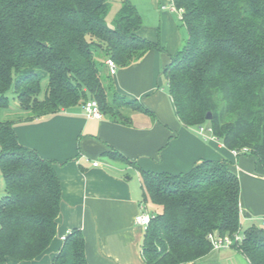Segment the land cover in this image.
Returning a JSON list of instances; mask_svg holds the SVG:
<instances>
[{
    "label": "trees",
    "instance_id": "trees-1",
    "mask_svg": "<svg viewBox=\"0 0 264 264\" xmlns=\"http://www.w3.org/2000/svg\"><path fill=\"white\" fill-rule=\"evenodd\" d=\"M173 2L188 35L162 71L177 116L195 129L209 122L227 148H247L242 154L264 168V0ZM111 7L110 0H0V108L10 106L12 91L30 112L17 121L89 99L119 123L129 121L125 107L148 111L117 91L106 60L124 68L151 49L166 50L137 34L142 18L130 0L112 26ZM15 122L0 121V264L42 255L57 235L62 202L56 162L22 145ZM142 187L145 199L162 207L145 231L147 264H196L213 251L210 234L237 232L243 238L233 248L250 264H264V227L242 225L241 181L230 161L203 160L180 174L142 171ZM52 264H88L80 229L67 234Z\"/></svg>",
    "mask_w": 264,
    "mask_h": 264
},
{
    "label": "crops",
    "instance_id": "crops-1",
    "mask_svg": "<svg viewBox=\"0 0 264 264\" xmlns=\"http://www.w3.org/2000/svg\"><path fill=\"white\" fill-rule=\"evenodd\" d=\"M154 1L152 24L146 26L142 19L137 34L166 51L151 49L112 75L117 91L148 111L125 107L129 121L119 123L109 115L88 118L80 105L14 123L22 145L56 162L62 185L57 235L42 255L24 264H52L63 247L62 236L73 229L85 236L88 264H147L142 254L145 230L135 217L143 210L156 215L161 206L145 199L142 171L187 173L203 160L231 162L241 181L242 225L264 224V168L249 154L235 156L214 134H199L176 114L161 74L188 35L168 8L173 0ZM229 249H213L196 264H234Z\"/></svg>",
    "mask_w": 264,
    "mask_h": 264
},
{
    "label": "rangeland",
    "instance_id": "rangeland-1",
    "mask_svg": "<svg viewBox=\"0 0 264 264\" xmlns=\"http://www.w3.org/2000/svg\"><path fill=\"white\" fill-rule=\"evenodd\" d=\"M110 1H111L112 7H111L110 12L108 14L107 22L110 26H112L113 20L116 16L117 11L120 8L122 2H123V0H110ZM130 1L132 4H134L137 7V9H138V11H139V13L143 19V22H144L143 24L146 26L151 25L152 24L151 22H153V21H151V19L152 20L154 19V17L151 14L156 9V6H154L155 1L154 0H130ZM174 15L177 18L179 28L186 31L185 27L183 26L182 21L179 18V14L177 12H174ZM161 81H162V84L164 85L163 87H165V88L167 87V89H168L167 79L163 73L161 74ZM47 84H48V78L45 77L41 83V86H42V91L40 94L41 97L44 96V92L46 90ZM8 97L10 100V106L8 108H0V121H6V120L17 121L18 119H20V117L27 116L30 113L27 110L21 109L19 102L16 98V95L12 91L8 92ZM208 123L209 122H207L205 125L210 127ZM4 190H5V185H4V182L2 179V173L0 171V199H1L2 195L4 194ZM160 208H161L160 211L162 212V207H160ZM153 211L157 212V209H153ZM256 223L259 227H264V224L262 221L258 220ZM244 226H246V225H244ZM225 252H226V250H225ZM227 253L228 254H234V256H235L234 257L235 258L234 264H250V263H248V261L244 257V255L238 253L237 250L234 248H230ZM24 263L25 262H15L14 260H9V264H24Z\"/></svg>",
    "mask_w": 264,
    "mask_h": 264
},
{
    "label": "built area",
    "instance_id": "built-area-1",
    "mask_svg": "<svg viewBox=\"0 0 264 264\" xmlns=\"http://www.w3.org/2000/svg\"><path fill=\"white\" fill-rule=\"evenodd\" d=\"M166 8V7H164ZM168 8L172 11H175L179 14L180 20L183 19V10L178 9L174 2L168 6ZM106 65L109 68V71L112 75L116 74L118 71V66L115 60L112 58H108L106 60ZM83 110L88 118H96L101 119L103 118V112L100 109V106L96 99H89L83 104ZM197 132L205 137H208V132L212 133V129L206 125H201L196 128ZM247 151V148H244L241 151L238 150H232L235 156H238L244 152ZM93 164L95 166L99 165L98 161H94ZM154 215L147 212L146 210H143L139 212L135 217V223L141 226L145 231L149 228V225L153 219ZM67 235L62 236V240L64 241L66 239ZM243 236L241 233L237 232L233 237L232 236H220L218 233H212L209 235V239L211 241V244L213 246V249L220 250V249H226L233 247L234 243L241 242Z\"/></svg>",
    "mask_w": 264,
    "mask_h": 264
},
{
    "label": "water",
    "instance_id": "water-1",
    "mask_svg": "<svg viewBox=\"0 0 264 264\" xmlns=\"http://www.w3.org/2000/svg\"><path fill=\"white\" fill-rule=\"evenodd\" d=\"M206 119L207 120H211L212 119V114L211 113H208L207 116H206Z\"/></svg>",
    "mask_w": 264,
    "mask_h": 264
}]
</instances>
